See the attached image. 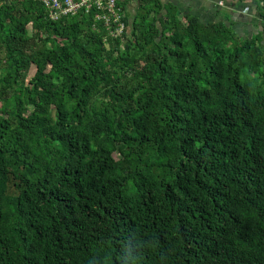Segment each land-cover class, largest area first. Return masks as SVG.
<instances>
[{
  "label": "trees",
  "instance_id": "16d2710c",
  "mask_svg": "<svg viewBox=\"0 0 264 264\" xmlns=\"http://www.w3.org/2000/svg\"><path fill=\"white\" fill-rule=\"evenodd\" d=\"M235 1L256 34L0 0V264H264V0Z\"/></svg>",
  "mask_w": 264,
  "mask_h": 264
},
{
  "label": "crops",
  "instance_id": "0c3cea01",
  "mask_svg": "<svg viewBox=\"0 0 264 264\" xmlns=\"http://www.w3.org/2000/svg\"><path fill=\"white\" fill-rule=\"evenodd\" d=\"M172 2L184 14L194 15L202 22H223L231 25L240 37H250L258 32L256 13L252 10V2L240 4L235 0H163ZM128 16L135 13V0L124 1ZM246 11V12H245ZM259 24V23H258Z\"/></svg>",
  "mask_w": 264,
  "mask_h": 264
},
{
  "label": "built area",
  "instance_id": "2783aa9c",
  "mask_svg": "<svg viewBox=\"0 0 264 264\" xmlns=\"http://www.w3.org/2000/svg\"><path fill=\"white\" fill-rule=\"evenodd\" d=\"M45 8L51 21L78 14H92L95 21L102 23L111 37H119L125 30L126 0H36Z\"/></svg>",
  "mask_w": 264,
  "mask_h": 264
},
{
  "label": "rangeland",
  "instance_id": "374dc122",
  "mask_svg": "<svg viewBox=\"0 0 264 264\" xmlns=\"http://www.w3.org/2000/svg\"><path fill=\"white\" fill-rule=\"evenodd\" d=\"M246 12V11H245Z\"/></svg>",
  "mask_w": 264,
  "mask_h": 264
}]
</instances>
